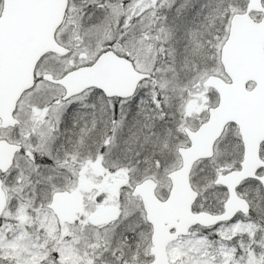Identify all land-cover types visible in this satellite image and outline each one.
Returning <instances> with one entry per match:
<instances>
[{
    "label": "snow or ice",
    "instance_id": "snow-or-ice-1",
    "mask_svg": "<svg viewBox=\"0 0 264 264\" xmlns=\"http://www.w3.org/2000/svg\"><path fill=\"white\" fill-rule=\"evenodd\" d=\"M0 264H264V0H0Z\"/></svg>",
    "mask_w": 264,
    "mask_h": 264
}]
</instances>
